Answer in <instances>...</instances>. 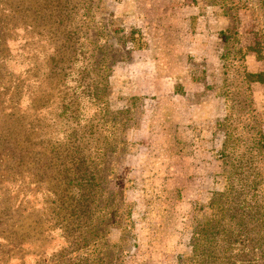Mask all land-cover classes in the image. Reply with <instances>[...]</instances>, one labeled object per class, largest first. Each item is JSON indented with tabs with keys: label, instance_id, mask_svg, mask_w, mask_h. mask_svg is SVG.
Returning <instances> with one entry per match:
<instances>
[{
	"label": "rangeland",
	"instance_id": "1",
	"mask_svg": "<svg viewBox=\"0 0 264 264\" xmlns=\"http://www.w3.org/2000/svg\"><path fill=\"white\" fill-rule=\"evenodd\" d=\"M214 2L0 0V264H71L85 251L108 264H190L197 221L225 184L214 127L226 113L218 32L229 23L245 69L262 74L249 88L264 133V0ZM81 35L113 59L93 101L74 100L69 77L52 71L62 73L50 59L62 40ZM257 159L243 183L264 181ZM96 169L131 207L130 233L111 225L80 251L73 235L99 215ZM51 225L60 230L47 235Z\"/></svg>",
	"mask_w": 264,
	"mask_h": 264
},
{
	"label": "trees",
	"instance_id": "2",
	"mask_svg": "<svg viewBox=\"0 0 264 264\" xmlns=\"http://www.w3.org/2000/svg\"><path fill=\"white\" fill-rule=\"evenodd\" d=\"M215 2L222 6V0ZM237 34L233 23L218 32L223 42L219 55L222 65L218 94L223 98L226 113L222 120L216 121L214 128L222 135L218 153L224 156L225 184L207 203L209 213L197 221L191 239L192 255L187 257L191 260L190 264H247L242 263L247 260L253 261L249 264H264V193L261 189L264 181L260 183L250 179L242 182L248 179V174L251 175L249 168L252 169L255 158L258 157V162L264 161V133L254 128L257 120L249 88L251 82L260 81L262 74L245 69L244 50L238 46ZM138 36L136 30H129L128 42L135 44L137 49L144 46L138 43ZM61 43L65 52L61 55L55 53L50 59L53 65L54 62L63 63L62 73L60 69L52 71L60 79L69 77L72 84L70 95L74 100L79 98L78 95L89 101L105 97L107 76L113 64L106 50H101V46L97 45V55L93 54L95 40L83 35L65 38ZM103 46L107 47L108 44L104 42ZM210 87L205 85L207 89ZM99 173L100 170L96 169L95 173L90 174L94 188L89 197L90 208L99 215L95 214L90 221L83 219L79 230L73 235V244L80 251L97 244L102 238L101 232L111 225L122 227L127 234L130 233L131 207L125 205L118 196L119 192L107 189L104 179H96ZM48 186L45 190L47 194L52 192ZM125 209L127 211L124 213ZM81 228L84 230L81 231ZM55 230L60 228L48 226L46 234ZM78 253V256L72 257L71 264H108L103 258L90 257L91 254L86 251ZM115 260H121L120 256H116Z\"/></svg>",
	"mask_w": 264,
	"mask_h": 264
}]
</instances>
